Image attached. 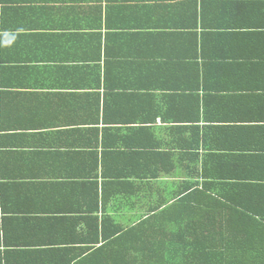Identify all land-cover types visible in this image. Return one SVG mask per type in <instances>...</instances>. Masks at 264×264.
Listing matches in <instances>:
<instances>
[{
    "label": "crops",
    "instance_id": "0c3cea01",
    "mask_svg": "<svg viewBox=\"0 0 264 264\" xmlns=\"http://www.w3.org/2000/svg\"><path fill=\"white\" fill-rule=\"evenodd\" d=\"M261 22L264 0H0V264H95L109 226L151 206L105 177L150 176L190 134L182 63L246 62ZM236 78L244 90L208 109L264 114L260 84Z\"/></svg>",
    "mask_w": 264,
    "mask_h": 264
},
{
    "label": "trees",
    "instance_id": "16d2710c",
    "mask_svg": "<svg viewBox=\"0 0 264 264\" xmlns=\"http://www.w3.org/2000/svg\"><path fill=\"white\" fill-rule=\"evenodd\" d=\"M263 25H257L262 32ZM255 39L261 41L260 53L246 62H215L213 55H202L200 69L196 61L195 67L182 63L186 83L178 88L192 92L184 94L190 134L168 147L179 150L177 155L166 149L157 154L160 167L150 176L125 170L118 177H105L106 185L125 197L134 198L135 188L146 191L151 206L136 217L126 215L125 225L109 226L104 236L108 240L94 251L99 257L95 264H264V114L257 108L240 112L225 105L220 112L208 109L231 98L219 91L244 90L239 76L248 75L260 84L252 89L264 91V34ZM197 52L191 55L196 60ZM143 60L142 65L158 63L156 69L166 76L178 71L170 64L174 62ZM214 71L215 85L209 83ZM221 76L232 82L220 81ZM159 86L172 90L167 84ZM200 122L209 125L200 130ZM108 218L113 224V217ZM105 250L108 258L102 261L96 252Z\"/></svg>",
    "mask_w": 264,
    "mask_h": 264
}]
</instances>
